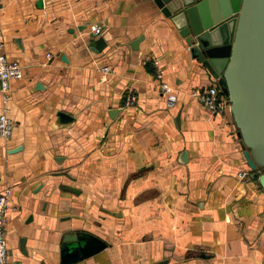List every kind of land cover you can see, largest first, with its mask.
<instances>
[{"label": "crops", "instance_id": "crops-1", "mask_svg": "<svg viewBox=\"0 0 264 264\" xmlns=\"http://www.w3.org/2000/svg\"><path fill=\"white\" fill-rule=\"evenodd\" d=\"M0 32L23 68L0 137L11 264H264V190L229 109L190 96L213 76L153 0H0Z\"/></svg>", "mask_w": 264, "mask_h": 264}, {"label": "water", "instance_id": "water-1", "mask_svg": "<svg viewBox=\"0 0 264 264\" xmlns=\"http://www.w3.org/2000/svg\"><path fill=\"white\" fill-rule=\"evenodd\" d=\"M153 2L169 16L190 53L216 77L227 97L243 156L264 190V0ZM91 43L101 48L105 42L97 36Z\"/></svg>", "mask_w": 264, "mask_h": 264}, {"label": "built area", "instance_id": "built-area-1", "mask_svg": "<svg viewBox=\"0 0 264 264\" xmlns=\"http://www.w3.org/2000/svg\"><path fill=\"white\" fill-rule=\"evenodd\" d=\"M91 33L98 34L101 31V25L97 22H91L88 25ZM155 64L154 76L158 79V87L164 94L165 103L173 105L176 100V94L173 86L162 78V72L154 59ZM102 74L110 71L108 64L100 66ZM23 75L22 65L16 59L8 58L3 51V40L0 32V137L8 138L12 132L13 121L8 114L9 89L11 78H20ZM190 96L202 103L207 110L212 113L222 114L228 109V100L226 95L221 91L216 77L212 81L201 87H194L190 90ZM127 101H131L133 96L128 94ZM239 177L244 176L243 170H237ZM11 188L8 184H4L0 188V264H11L7 260V248L5 244L4 226H5V209Z\"/></svg>", "mask_w": 264, "mask_h": 264}]
</instances>
